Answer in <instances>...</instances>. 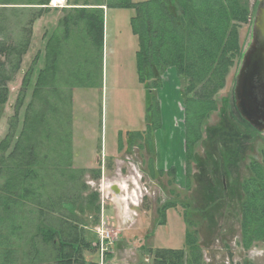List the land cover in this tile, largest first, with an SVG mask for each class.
<instances>
[{
	"label": "rangeland",
	"instance_id": "1",
	"mask_svg": "<svg viewBox=\"0 0 264 264\" xmlns=\"http://www.w3.org/2000/svg\"><path fill=\"white\" fill-rule=\"evenodd\" d=\"M28 2L0 0V40L11 45L28 40L19 69L9 80H0L1 88L8 90L0 113V141L8 132L14 134L5 151L0 150V168L18 160L16 154L9 157V153L24 119H30L32 112L33 116H44L42 124L24 131L21 146H34L37 162L46 170L42 173L41 207L47 197L53 205L45 214L37 212L38 206L32 207L34 212L23 210L25 235L35 233L34 219L54 225L66 216L78 224V230L90 242L76 264H155L157 250L183 247L187 228L182 216L185 207L200 246L199 264H264V241H254L244 249L239 228V202L243 197L240 185L252 173L251 163L264 166V132L240 116L234 96L242 56L252 41L258 0H248L252 13L250 22L239 28L241 57L229 70L223 87L217 91L216 107L205 119L187 178L188 188L184 172L173 182L168 173L157 174L151 164L152 136L148 131L146 134L145 125L150 123L155 107L148 109L152 94L159 104L161 122L152 132L158 159L176 167L182 160L184 82L173 67H166L160 71V85L152 94L140 83L135 65L137 38L130 25L134 10L106 8L103 40L98 43L86 23V16L99 14L98 6H91L96 0H30L32 4H24ZM50 38L49 49L55 50L56 61L53 69L43 73L32 98L38 72L47 62L45 53ZM18 97L23 99L20 104ZM53 110L56 112L52 117ZM138 131L144 132L142 138L132 135L129 139L127 133ZM48 133L50 140L45 139ZM119 141L121 149L116 151ZM63 152L61 162H71L73 181H68L66 172L62 176L52 169ZM98 169L100 175L95 178L93 172ZM6 170L1 169L0 185ZM90 192L97 194V223L92 222L88 211L78 210ZM170 199L184 207L167 209L164 222L159 224L156 209ZM66 200L73 202L75 216L58 202ZM100 225L112 238L103 249L95 230ZM34 240L41 263L52 264L50 246L43 244L40 236ZM20 241L17 243H21V252L28 247L24 240Z\"/></svg>",
	"mask_w": 264,
	"mask_h": 264
},
{
	"label": "trees",
	"instance_id": "2",
	"mask_svg": "<svg viewBox=\"0 0 264 264\" xmlns=\"http://www.w3.org/2000/svg\"><path fill=\"white\" fill-rule=\"evenodd\" d=\"M96 2L91 6H98L99 14L86 16V20H89L86 23L89 30L96 34L94 40L98 43H102L103 40V7L132 8L134 10V15L130 17V25L138 44L135 51L136 71L138 80L149 94L159 87V73L166 67H173L177 76L184 82L182 127L184 178L185 188H188L187 178L190 175L191 164L195 160V148L201 139L205 119L208 113L216 107L217 91L223 87L229 70L241 57L239 28L242 24L250 22L252 8L248 0H142L137 2L107 0L105 3L96 0ZM3 4L11 3L4 2ZM24 4L32 3L29 0ZM88 5L83 4V7ZM80 8L86 9L81 6ZM51 38L46 45L47 67L45 63L44 68L38 72L31 92L32 98L35 97L36 91L39 89L42 75L50 68L53 69L56 61L55 50L49 49ZM55 42V48L58 49L56 39ZM27 43L28 40L22 44L11 45L0 40V55L4 57L3 60L0 59V80H9V77L19 69ZM51 72L54 73L52 70ZM1 85L0 113L2 106L7 101L8 93L7 88L3 86L1 88ZM17 99L18 104L21 103V100L23 102L22 98L18 97ZM151 100L148 109L150 110L152 105L155 107L153 113L150 114V123H146V131L144 130L146 134L148 131L150 136L161 123L158 113L159 104L154 94L151 95ZM55 112L56 110H53L51 113L52 117ZM43 122L42 113L33 116L32 112L30 119L29 117L24 119L22 130L9 153V157L16 154L18 160L11 166L5 164L2 166L7 170L4 183L0 185V264H42L38 256L39 252H36L35 249L34 239L36 236H40L43 244L50 246L52 264H76L81 260L82 252L90 247V242L78 230V224L73 223L71 218L66 216L58 219L57 224L54 225L45 224L42 221L36 222L34 219L35 233L25 235L24 225L26 226V224L21 222L23 210L34 212L32 207L38 206L37 212L45 214L49 209L51 210L50 205H53L51 199L47 197L48 199L45 200L47 202H44L41 207L44 188L42 173L46 170L42 168L43 164L37 162L34 146H21V136L24 131L33 130L35 125ZM143 133V131H138L132 132V134L127 133V135L129 139L132 135L142 138L141 134ZM13 135L10 132L5 135L0 141V150L4 149L5 151L7 141L9 138L11 140ZM50 138L49 133L45 134L46 140H50ZM118 145L121 149L120 141ZM64 157L63 152L58 156V163L52 164V169H57L62 176L66 172L69 177L68 181H73L75 173L72 170L71 162L67 161L66 164L61 162ZM1 162L2 157H0V165ZM251 164L252 173L245 177L240 185L243 197L239 202V228L240 243L244 249L249 248L254 241H264V168H260L263 165H257L256 162ZM2 168H0V172ZM156 172L162 174V172ZM166 173L175 182L174 170L170 168ZM99 175V169L93 172V177L97 178ZM88 195V200L84 205L78 206V210L79 212L88 211L89 216L93 218L92 222L97 223L99 212V206L95 203L97 194L90 192ZM58 202L63 207L69 206L65 209L71 215H76L73 202L69 203L68 200L64 203ZM178 205L184 207V204L173 199L166 200L161 204L156 209L159 217L157 223L164 222L167 209L177 208ZM182 214L187 225L183 247L178 250H157L154 254L155 264L200 263V246L194 228H190L192 223L186 217L188 211L185 207ZM19 240H24L28 247L26 250L23 249L20 252L21 243H17Z\"/></svg>",
	"mask_w": 264,
	"mask_h": 264
},
{
	"label": "water",
	"instance_id": "3",
	"mask_svg": "<svg viewBox=\"0 0 264 264\" xmlns=\"http://www.w3.org/2000/svg\"><path fill=\"white\" fill-rule=\"evenodd\" d=\"M253 41L242 56L241 66L236 76L234 95L239 113L257 127V120L264 121V97L258 102L255 96L254 78L264 89V0H258V8L253 20ZM264 131L263 128H260ZM261 130V131H262Z\"/></svg>",
	"mask_w": 264,
	"mask_h": 264
},
{
	"label": "crops",
	"instance_id": "4",
	"mask_svg": "<svg viewBox=\"0 0 264 264\" xmlns=\"http://www.w3.org/2000/svg\"><path fill=\"white\" fill-rule=\"evenodd\" d=\"M106 8H103V12ZM107 10V9H106ZM181 110V109H180ZM182 112V111H181ZM180 126H181V131H182V140H181V147H182V151H183V154H182V160L181 158L179 159V162L180 164L178 165V167L176 166H173L172 164L170 163H165L164 162V159H163V162H160V160L158 159L159 158V152L157 150V147H156V144H155V140H154V134H152V142H153V158H152V167L155 171H159V172H167L168 169L172 168L174 170V175H175V182H176V178L177 176H180L182 175V172H184V148H183V127H182V117H181V122H180ZM155 131V130H154ZM153 131V132H154ZM120 150L119 146H117V149L116 151ZM109 157H112L111 155H109ZM179 170V172H178ZM114 191L115 192H118L117 191V188L114 186L113 187Z\"/></svg>",
	"mask_w": 264,
	"mask_h": 264
},
{
	"label": "flooded vegetation",
	"instance_id": "5",
	"mask_svg": "<svg viewBox=\"0 0 264 264\" xmlns=\"http://www.w3.org/2000/svg\"><path fill=\"white\" fill-rule=\"evenodd\" d=\"M258 3V2H257ZM257 8H258V5H257ZM257 10V9H256ZM252 41H253V35H252ZM252 41H251V43H252ZM251 43H250V45H251ZM250 45H249V47H250ZM248 47V48H249ZM247 48V49H248ZM246 49V50H247ZM242 61V60H241ZM240 66H241V64H240ZM240 68V67H239ZM238 71H239V69H238ZM263 83V85H264V81L262 82ZM254 84H255V86H256V88H255V96H256V98H257V101L258 102H260V101H262V99H263V97H264V89H262L261 87H259V82L256 80V78H254ZM235 96V95H234ZM235 100H236V98H235ZM239 112V111H238ZM240 114V113H239ZM240 116L246 121V122H248L241 114H240ZM257 127L256 126H254V125H252V124H250L249 122H248V124H250L252 127H254L256 130H258V131H261L262 129H260V128H263L264 129V121H263V119L262 118H260V119H258L257 120ZM262 132H264L263 130H262Z\"/></svg>",
	"mask_w": 264,
	"mask_h": 264
},
{
	"label": "built area",
	"instance_id": "6",
	"mask_svg": "<svg viewBox=\"0 0 264 264\" xmlns=\"http://www.w3.org/2000/svg\"><path fill=\"white\" fill-rule=\"evenodd\" d=\"M95 230L98 232L99 235V243L101 248L107 247L112 241V238L107 230L103 229V225H100V228H95Z\"/></svg>",
	"mask_w": 264,
	"mask_h": 264
},
{
	"label": "bare ground",
	"instance_id": "7",
	"mask_svg": "<svg viewBox=\"0 0 264 264\" xmlns=\"http://www.w3.org/2000/svg\"><path fill=\"white\" fill-rule=\"evenodd\" d=\"M252 35H253V32H252Z\"/></svg>",
	"mask_w": 264,
	"mask_h": 264
}]
</instances>
